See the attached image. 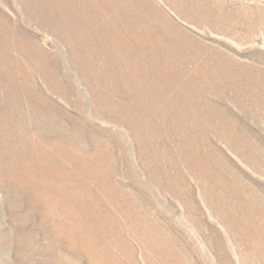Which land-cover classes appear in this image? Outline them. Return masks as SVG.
Segmentation results:
<instances>
[{
	"label": "rangeland",
	"instance_id": "374dc122",
	"mask_svg": "<svg viewBox=\"0 0 264 264\" xmlns=\"http://www.w3.org/2000/svg\"><path fill=\"white\" fill-rule=\"evenodd\" d=\"M0 264H264V0H0Z\"/></svg>",
	"mask_w": 264,
	"mask_h": 264
}]
</instances>
